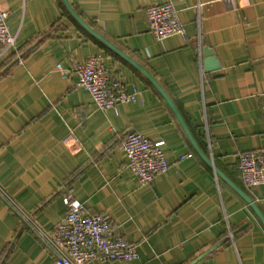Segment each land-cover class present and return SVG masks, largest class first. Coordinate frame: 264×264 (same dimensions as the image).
I'll return each instance as SVG.
<instances>
[{
	"label": "crops",
	"instance_id": "obj_1",
	"mask_svg": "<svg viewBox=\"0 0 264 264\" xmlns=\"http://www.w3.org/2000/svg\"><path fill=\"white\" fill-rule=\"evenodd\" d=\"M96 33L146 70L184 119L130 62L83 28L63 0H0L17 49H0V264H56L32 233L64 222L69 193L137 247L130 263L264 264V185L248 190L239 156L264 151V0H68ZM172 3L185 29L162 42L146 10ZM210 49L220 67L204 69ZM92 56L136 103L98 109L72 71ZM17 61V62H16ZM164 141L169 171L142 186L121 140Z\"/></svg>",
	"mask_w": 264,
	"mask_h": 264
},
{
	"label": "built area",
	"instance_id": "obj_2",
	"mask_svg": "<svg viewBox=\"0 0 264 264\" xmlns=\"http://www.w3.org/2000/svg\"><path fill=\"white\" fill-rule=\"evenodd\" d=\"M151 34L162 42L176 35H185L178 12L172 3L153 5L146 10ZM8 12H0V49L7 53L17 49L16 38L8 27ZM70 72L78 75V86L90 93L98 109L115 111L122 104L136 103L141 92L125 86L109 74L103 58L90 57L84 65L72 71L63 70L67 79ZM165 142H153L141 133L128 131L121 140V148L128 158V167L142 186L165 175L170 168L164 151ZM238 169L248 190L264 185V151H247L239 156ZM67 216L51 231L31 224L32 233L52 254L56 264H89L93 261L130 263L139 258L137 247L117 235L109 219L101 214H90L83 203L72 194L63 199Z\"/></svg>",
	"mask_w": 264,
	"mask_h": 264
},
{
	"label": "water",
	"instance_id": "obj_3",
	"mask_svg": "<svg viewBox=\"0 0 264 264\" xmlns=\"http://www.w3.org/2000/svg\"><path fill=\"white\" fill-rule=\"evenodd\" d=\"M65 6L67 7L68 11L70 14L78 21V23L85 28L91 35L96 37L98 40H100L102 43H104L106 46H108L110 49H112L114 52L119 54L121 57H123L125 60L130 62L136 69H138L155 87L156 89L161 93V95L165 98L167 103L170 105L171 109L174 111L176 117L178 118L180 124L182 125L187 137L189 138L190 142L194 146L195 150L197 153L202 157L204 161L208 163V165L213 166L212 161L204 155V153L201 151V149L198 147L197 143L195 142L194 138L192 137L184 119L182 118L180 112L174 105L173 101L171 98L167 95V93L164 91V89L158 84V82L146 71L144 70L140 65H138L136 62H134L130 57L125 55L123 52L118 50L115 46H113L110 42H108L106 39H104L101 35L96 33L92 28H90L85 21L72 9L70 3L68 0H63ZM204 55H205V60H204V69L205 71H214L219 69L220 65L217 62V59L214 57L213 52L210 49H205L204 50ZM17 62V61H16ZM215 173L227 181L233 189L239 193V195L248 203V205L252 208V210L255 212V214L259 217L261 222L264 225V216L261 213L260 209L258 206L254 203V201L248 197L240 188H238L236 185H234L231 181H229L218 169L215 168ZM223 243H219L215 245L214 247L208 249L206 252L201 254L195 261H193L191 264H197L200 260L211 254L213 251H215L218 247H220Z\"/></svg>",
	"mask_w": 264,
	"mask_h": 264
}]
</instances>
